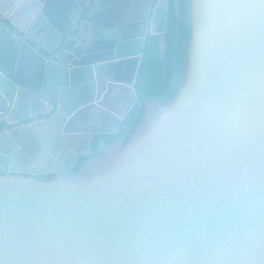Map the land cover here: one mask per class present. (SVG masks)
Listing matches in <instances>:
<instances>
[{
    "label": "water",
    "instance_id": "1",
    "mask_svg": "<svg viewBox=\"0 0 264 264\" xmlns=\"http://www.w3.org/2000/svg\"><path fill=\"white\" fill-rule=\"evenodd\" d=\"M168 4L0 0V264H264V0H190L179 93L72 173ZM115 87L116 128L72 132Z\"/></svg>",
    "mask_w": 264,
    "mask_h": 264
},
{
    "label": "trees",
    "instance_id": "2",
    "mask_svg": "<svg viewBox=\"0 0 264 264\" xmlns=\"http://www.w3.org/2000/svg\"><path fill=\"white\" fill-rule=\"evenodd\" d=\"M190 18V0H169L164 50L162 36L148 35L135 83L137 102L120 123L117 133L94 135L91 143L94 157L102 158L105 150L117 141H122L123 145L128 143L146 114L147 102L157 98L160 105H165L179 93L187 72ZM91 158L80 159L73 172L79 173Z\"/></svg>",
    "mask_w": 264,
    "mask_h": 264
},
{
    "label": "flooded vegetation",
    "instance_id": "3",
    "mask_svg": "<svg viewBox=\"0 0 264 264\" xmlns=\"http://www.w3.org/2000/svg\"><path fill=\"white\" fill-rule=\"evenodd\" d=\"M130 72L131 71L129 70V73L127 72V74L129 75ZM119 89H123V88L115 87V88L111 89L109 95L106 97L103 104L102 103L96 104V105L92 106L91 108H88V109L82 111L77 118L76 124L74 126H72L70 128V130L72 132H75V131L76 132H78V131L92 132V131L112 130L111 127L116 125L118 122V121L116 122V120L118 119V115L115 113L116 109L122 107L123 105H125L127 103V98H126L127 94L126 95L124 94V96H123V98L125 97L124 99H121L122 97L118 98L119 96L116 95V92H118ZM125 91H128V90L126 89ZM115 100H118V101L114 102ZM91 157H92L91 160L96 158L94 156H91ZM82 158H84V157H82ZM82 158H80V159H82ZM77 163H76V165H77ZM18 168H20V169L28 168V169L32 170V166H30V167L18 166ZM74 168H73V170H74ZM13 169H15V167ZM72 173H74V172H72ZM65 176L69 177L70 174H67ZM59 177L60 176H54L53 174H51V175L43 176L40 178L52 179V178H59Z\"/></svg>",
    "mask_w": 264,
    "mask_h": 264
},
{
    "label": "crops",
    "instance_id": "4",
    "mask_svg": "<svg viewBox=\"0 0 264 264\" xmlns=\"http://www.w3.org/2000/svg\"><path fill=\"white\" fill-rule=\"evenodd\" d=\"M131 1V0H129ZM30 56H26L24 61H23V68L25 70V72L27 73V75L29 76H35L38 73V69L40 67V59L39 57H37L36 55L33 54H29ZM127 72L125 73V76H127ZM123 89H119L118 92H116V95L119 96L118 98L124 99L123 96L124 94L126 95L128 91H125L126 89H124V87H120ZM118 100H115L114 102H116ZM116 128V125H115Z\"/></svg>",
    "mask_w": 264,
    "mask_h": 264
},
{
    "label": "rangeland",
    "instance_id": "5",
    "mask_svg": "<svg viewBox=\"0 0 264 264\" xmlns=\"http://www.w3.org/2000/svg\"><path fill=\"white\" fill-rule=\"evenodd\" d=\"M126 98H127V103L125 105H123L122 107L116 109L115 113L118 115V117L123 115L128 110L130 105L132 104L133 95H132L131 91L128 90ZM117 121H118V119L116 120V122ZM111 129L114 130L115 129V125L113 127H111Z\"/></svg>",
    "mask_w": 264,
    "mask_h": 264
}]
</instances>
